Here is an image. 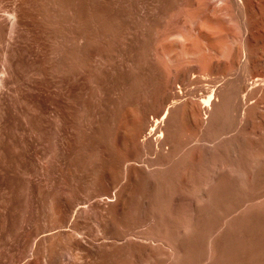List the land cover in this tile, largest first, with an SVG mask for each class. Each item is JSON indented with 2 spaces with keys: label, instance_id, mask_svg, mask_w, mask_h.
I'll return each instance as SVG.
<instances>
[{
  "label": "bare ground",
  "instance_id": "bare-ground-1",
  "mask_svg": "<svg viewBox=\"0 0 264 264\" xmlns=\"http://www.w3.org/2000/svg\"><path fill=\"white\" fill-rule=\"evenodd\" d=\"M19 2L0 123L23 99L46 219L25 264H264V0Z\"/></svg>",
  "mask_w": 264,
  "mask_h": 264
},
{
  "label": "rangeland",
  "instance_id": "rangeland-1",
  "mask_svg": "<svg viewBox=\"0 0 264 264\" xmlns=\"http://www.w3.org/2000/svg\"><path fill=\"white\" fill-rule=\"evenodd\" d=\"M19 2L22 19H29L28 2ZM31 27V26H30ZM23 99L20 109L8 108V115L0 123V264H25L29 260L28 248L33 247L37 235L42 232L45 217L27 201L24 175L25 155L21 140L14 138V129L19 127L20 116L24 113ZM26 227L28 228L25 232ZM28 239L27 248L24 239ZM65 240L52 239L39 246V255L43 257L52 247L63 251ZM62 247V249H61ZM79 257V256H78ZM79 264H89L80 261Z\"/></svg>",
  "mask_w": 264,
  "mask_h": 264
}]
</instances>
